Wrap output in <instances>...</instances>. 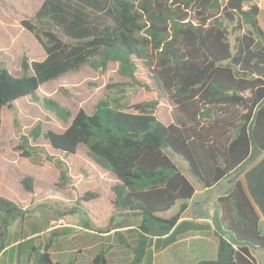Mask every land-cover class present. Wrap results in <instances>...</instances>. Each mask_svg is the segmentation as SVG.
<instances>
[{
    "label": "trees",
    "instance_id": "trees-1",
    "mask_svg": "<svg viewBox=\"0 0 264 264\" xmlns=\"http://www.w3.org/2000/svg\"><path fill=\"white\" fill-rule=\"evenodd\" d=\"M258 2L45 0L34 21L48 30L40 29L41 35L37 24L22 22L42 43L46 57L29 61L24 56L22 76L0 67V111L15 110L24 98L38 100L42 85L85 65L104 72L112 62L118 63L121 77L148 87L137 79L143 67L179 111L176 122L165 124L154 112L156 101L140 102L137 112H128L119 99L105 98L92 113L80 109L73 115L58 102L44 100L67 124L44 134L51 147L69 156L85 146L98 166L116 175L115 208L103 239L114 231V245L131 249L126 264H154L156 253L189 231L212 229L217 256L196 264H261L256 250L264 252V10L261 22ZM42 133L39 122L30 136L37 140ZM30 136L20 138L22 156L34 163L54 162L60 171L57 186L65 189L71 179L67 163L31 145ZM172 155L186 161L206 188L226 179L232 183L218 198L212 223L181 220L196 189ZM21 184L33 193L35 177L26 175ZM99 196L87 191L82 200ZM177 203L175 215L159 216ZM79 205L72 213L86 215L89 210ZM28 215V208L0 195V251L10 246L12 225ZM124 230L136 233L134 245ZM51 231L42 245L32 246L31 257L38 249L43 251L40 264H76V259L54 260L52 251L65 231ZM108 263L103 246L92 264Z\"/></svg>",
    "mask_w": 264,
    "mask_h": 264
},
{
    "label": "rangeland",
    "instance_id": "rangeland-1",
    "mask_svg": "<svg viewBox=\"0 0 264 264\" xmlns=\"http://www.w3.org/2000/svg\"><path fill=\"white\" fill-rule=\"evenodd\" d=\"M44 1L0 0V67L8 69L15 76L23 75L24 56L29 61H41L46 57L44 46L36 35L22 25L24 20H29L37 24L38 30H48L34 21L36 12ZM259 4L262 7V0ZM263 10L262 7L261 22ZM51 29L57 31L52 27ZM39 32L42 35V31ZM56 33L66 41H70L61 32ZM137 79L144 81L148 87L135 85L131 80L121 77L118 73V63H110L104 72L85 65L79 71L70 72L42 85L38 90V100L31 97L24 98L17 102L15 110L5 107L0 111L2 120L0 191L8 192L12 195L9 199L21 201V205L29 210V215L24 221L14 223L16 225L13 231H16V235L8 237V244H11L9 250L3 255L0 251V264H34V258L31 257L32 246L42 245L54 228L65 231L52 251L56 261L67 263L71 259H76V264H92V259L103 246L107 249L108 264H126L132 258L131 249L114 245V231L110 233L109 240L103 239L107 236L104 235L106 234L104 231L115 208L113 201L109 200V187L111 183L114 184L116 175L98 166L88 156L85 146H80L76 154L69 156L51 147L44 134L49 130L62 131L67 124L46 107L44 100L58 102L73 115L80 109L92 113L96 104L105 98L119 99L122 108L128 112H137L135 105L140 102L156 101L157 107L154 110L156 116L165 124L176 122L179 115L176 105L156 86L143 67L139 69ZM39 122H42L43 133L34 140L30 134ZM23 134L30 136L31 145L40 146L49 154L58 156L67 163L71 179L65 189H59L57 186L60 171L54 162L34 163L22 156L18 145ZM172 158L195 186L198 193L196 198L199 197V200L224 191V187L227 186L225 182L224 187L209 189L206 195L202 196L200 193L205 192L206 187L189 171L188 163L177 155H172ZM26 175L35 177L34 196L21 184ZM97 190L100 191V199L82 200L85 192L99 193ZM79 202L89 210L84 216L80 213H72L75 208H81ZM179 208L180 203H177L171 210L159 216L170 218L179 211ZM215 208L211 201L201 207L198 203H189L185 216L188 219L199 217L200 222L212 223ZM51 220L54 222L50 223ZM36 222L43 227L48 224L51 229L45 231L43 228L45 231L43 235L34 239L27 238L32 224ZM135 223L137 224L138 221ZM100 230L104 233L100 234ZM123 232L134 245L136 233L128 234L126 230ZM17 239L24 240L23 244H12ZM217 250L218 242L211 233L191 232L170 249L157 254L154 264H196L204 259L216 258ZM256 251L260 263L264 264V252L260 249Z\"/></svg>",
    "mask_w": 264,
    "mask_h": 264
},
{
    "label": "crops",
    "instance_id": "crops-1",
    "mask_svg": "<svg viewBox=\"0 0 264 264\" xmlns=\"http://www.w3.org/2000/svg\"><path fill=\"white\" fill-rule=\"evenodd\" d=\"M259 2H260V0H259ZM258 2V3H259ZM262 2H263V5H262V7H263V9H264V0H262ZM259 6H260V4H259ZM262 7L260 6V8L262 9ZM262 157H264V153H263V155L260 157V158H262ZM253 164H255V163H253ZM252 164V165H253ZM107 170V169H106ZM109 171V170H108ZM111 172V171H110ZM225 182H227V186L226 187H224V183ZM116 183H118V179L116 178L115 179V182H114V184L113 183H111L110 184V187H109V190H110V192H109V200L112 202L113 201V199L115 198V194H114V192L111 190L112 188V186L113 185H115ZM220 187V186H223L224 187V191H221V192H219V193H215L214 195H212V196H210V197H207V199H201V200H199V197H197L196 198V195H198V193H197V191L195 192V195L193 196V198L190 200V202L189 203H198V206H203L205 203L207 204L208 203V201H211L212 202V204L214 205V207H216L215 208V212H214V215H215V213H216V211H217V208H218V198L221 196V195H224L228 190H229V188L232 186V183L230 182V180H228V179H226V180H224L223 182H221L219 185H217V186H215V187H212V188H206V190H205V192H202V193H200L202 196L203 195H206V191L207 190H209V189H213V188H216V187ZM196 189V188H195ZM98 192H99V194H100V191L99 190H97ZM0 194L1 195H3V196H6L7 198H9V196L10 197H12V195H10L8 192H6V191H4V190H1L0 191ZM29 194H31V195H33L34 196V192L33 193H30L29 192ZM35 197H36V194H35ZM16 198V197H15ZM101 198V195L99 196V198L98 199H100ZM13 200V199H12ZM18 200V199H17ZM18 202L19 203H21V201H19L18 200ZM189 209V208H188ZM188 211V210H187ZM187 213V212H186ZM185 213V214H186ZM185 214H184V216H183V218L181 219V220H193V221H195V222H197V223H211V222H200L199 221V217H195V218H187L186 216H185ZM260 216H261V218H260V229H261V231L264 233V217H263V215L262 214H260ZM213 218H214V216H213ZM213 221V220H212ZM52 222H54V220H51L50 221V223H52ZM14 225H16V224H14ZM14 225H12V227L10 228V232H9V236L10 235H13V236H15L16 235V231L14 232L13 231V229H14ZM262 225H263V229H262ZM43 228H45V231H49L50 229H51V227H49L48 226V224H46L45 225V227H43L41 224H39L38 222H36V223H33L32 224V229H31V232H30V235H28V237L27 238H29V237H33V238H36V237H39V236H41V235H43V233L45 232L44 230H43ZM191 232H202V233H211L213 236H214V234H213V229L212 230H210V231H199V230H191V231H189L188 233H191ZM111 233H113V231L111 232ZM188 233H186L185 235H187ZM104 235H107V234H104ZM185 235H183V236H181L180 237V239L176 242V243H174V244H172L171 246H169L168 248H166L165 250H162V251H160V252H158V253H156L155 254V257H156V255L157 254H160V253H162V252H164V251H166V250H168V249H170L173 245H176L179 241H181V239L185 236ZM214 238L216 239V237L214 236ZM204 239V238H203ZM202 239V240H203ZM21 240H14V242L12 243V244H14V245H17L19 242H20ZM216 241H217V239H216ZM10 246H11V244H10ZM9 250V247H7V248H5L4 250H1V255H3V254H5L7 251ZM154 263H155V260H154Z\"/></svg>",
    "mask_w": 264,
    "mask_h": 264
},
{
    "label": "water",
    "instance_id": "water-1",
    "mask_svg": "<svg viewBox=\"0 0 264 264\" xmlns=\"http://www.w3.org/2000/svg\"><path fill=\"white\" fill-rule=\"evenodd\" d=\"M42 254H43V251L41 250H35L34 251V264H40V260H41V257H42Z\"/></svg>",
    "mask_w": 264,
    "mask_h": 264
}]
</instances>
